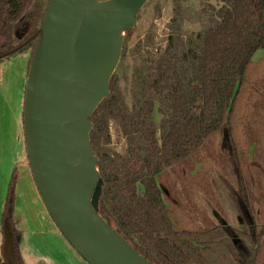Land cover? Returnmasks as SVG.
Returning a JSON list of instances; mask_svg holds the SVG:
<instances>
[{
    "label": "trees",
    "instance_id": "1",
    "mask_svg": "<svg viewBox=\"0 0 264 264\" xmlns=\"http://www.w3.org/2000/svg\"><path fill=\"white\" fill-rule=\"evenodd\" d=\"M47 1L0 0V49L17 46L38 28ZM172 1L166 48L137 76L131 103L112 75L109 96L90 117V144L103 180L98 213L153 264H264V220L250 211L243 180V157L251 143L245 141L241 150L232 134L244 86L251 79L253 84L259 81L256 75L247 77V70L254 52L264 48V0H216L220 5L201 0V29L188 37L182 30L184 0ZM34 43L15 51L29 50L27 73ZM155 107L161 116L158 123ZM109 120L127 144L125 153L115 158L104 150L110 140ZM213 133L219 136L218 156L237 180L236 198L246 222L178 228L160 177L176 166L198 163L199 151L206 149ZM15 178L13 172L1 222L8 219L17 263L24 264L12 218ZM0 258L5 264L2 253Z\"/></svg>",
    "mask_w": 264,
    "mask_h": 264
},
{
    "label": "water",
    "instance_id": "2",
    "mask_svg": "<svg viewBox=\"0 0 264 264\" xmlns=\"http://www.w3.org/2000/svg\"><path fill=\"white\" fill-rule=\"evenodd\" d=\"M148 0H48L35 40L23 100L28 165L51 219L89 264H153L98 213L103 180L90 144V117L109 96L124 34ZM5 264H18L8 219Z\"/></svg>",
    "mask_w": 264,
    "mask_h": 264
},
{
    "label": "rangeland",
    "instance_id": "3",
    "mask_svg": "<svg viewBox=\"0 0 264 264\" xmlns=\"http://www.w3.org/2000/svg\"><path fill=\"white\" fill-rule=\"evenodd\" d=\"M200 1L182 2L185 37L201 29L197 19ZM212 2L221 4L216 0ZM173 15L172 0H148L137 14L136 25L124 34L121 56L113 76L127 104L132 101L137 76L146 71L150 59L164 52ZM29 55V50L25 49L0 59V241L3 203L14 172L12 218L24 264H89L51 219L28 165L22 114ZM251 60L247 77L256 75L259 81L253 84L251 79L244 86L232 117V134L241 150L246 148L245 141L251 143L247 154L244 150L243 180L251 201L250 211L264 220V48L257 49ZM255 118L257 122H253ZM154 119L156 123L161 119L157 107ZM108 130L110 140L104 150L115 158L125 153L127 144L113 120H109ZM218 149L219 136L213 133L207 139L206 149H200L198 163L176 166L160 177L171 200L168 203L171 220L178 228L197 229L219 222L237 225L238 220L246 222L236 198L237 180L218 156Z\"/></svg>",
    "mask_w": 264,
    "mask_h": 264
},
{
    "label": "crops",
    "instance_id": "4",
    "mask_svg": "<svg viewBox=\"0 0 264 264\" xmlns=\"http://www.w3.org/2000/svg\"><path fill=\"white\" fill-rule=\"evenodd\" d=\"M29 59V58H28ZM27 64H28V61H27ZM24 165L26 166L27 165V162H26V159H25V161H24ZM1 243H0V246H1V251L0 252H2V245H3V233H2V238H1V241H0Z\"/></svg>",
    "mask_w": 264,
    "mask_h": 264
}]
</instances>
